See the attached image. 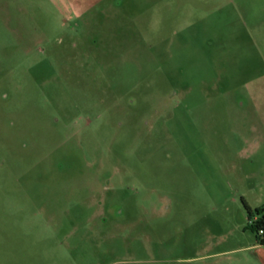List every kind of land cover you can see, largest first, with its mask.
<instances>
[{
    "label": "rangeland",
    "instance_id": "1",
    "mask_svg": "<svg viewBox=\"0 0 264 264\" xmlns=\"http://www.w3.org/2000/svg\"><path fill=\"white\" fill-rule=\"evenodd\" d=\"M259 207L264 0H0V264H264Z\"/></svg>",
    "mask_w": 264,
    "mask_h": 264
},
{
    "label": "trees",
    "instance_id": "2",
    "mask_svg": "<svg viewBox=\"0 0 264 264\" xmlns=\"http://www.w3.org/2000/svg\"><path fill=\"white\" fill-rule=\"evenodd\" d=\"M247 212L249 214L252 213L251 208L245 204ZM257 216L254 218L253 222L249 225L250 230L255 233L257 242L260 244H264V208L259 207L256 209ZM262 233H259V231Z\"/></svg>",
    "mask_w": 264,
    "mask_h": 264
},
{
    "label": "crops",
    "instance_id": "3",
    "mask_svg": "<svg viewBox=\"0 0 264 264\" xmlns=\"http://www.w3.org/2000/svg\"><path fill=\"white\" fill-rule=\"evenodd\" d=\"M254 247L255 249L261 250V252L264 254V244H260L256 242V244L250 245V247Z\"/></svg>",
    "mask_w": 264,
    "mask_h": 264
},
{
    "label": "built area",
    "instance_id": "4",
    "mask_svg": "<svg viewBox=\"0 0 264 264\" xmlns=\"http://www.w3.org/2000/svg\"><path fill=\"white\" fill-rule=\"evenodd\" d=\"M259 233H262V231L260 230Z\"/></svg>",
    "mask_w": 264,
    "mask_h": 264
}]
</instances>
